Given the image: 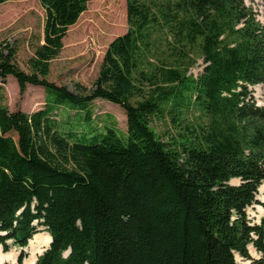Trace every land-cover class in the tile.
Here are the masks:
<instances>
[{
    "label": "trees",
    "instance_id": "obj_1",
    "mask_svg": "<svg viewBox=\"0 0 264 264\" xmlns=\"http://www.w3.org/2000/svg\"><path fill=\"white\" fill-rule=\"evenodd\" d=\"M38 1L42 41L29 72L0 42V79L45 92L32 113L0 114L3 251L25 247L42 225L51 239L34 264H238L235 254L264 264V216L250 224L246 215L264 208V106L248 89L264 84L255 11L244 0H126V32L108 44L91 87L71 91L46 77L88 0ZM156 30L167 53L154 49ZM96 99L122 108L125 133L96 125ZM154 119L170 123L167 140Z\"/></svg>",
    "mask_w": 264,
    "mask_h": 264
},
{
    "label": "rangeland",
    "instance_id": "obj_2",
    "mask_svg": "<svg viewBox=\"0 0 264 264\" xmlns=\"http://www.w3.org/2000/svg\"><path fill=\"white\" fill-rule=\"evenodd\" d=\"M244 2L255 11L257 19L264 23V0H244ZM43 16L44 12L38 0H8L0 4V42L15 47V61L26 72H29L28 59L33 54V47L42 41ZM126 30V0H88L85 10L68 28L59 54L50 61L46 78L57 85H65L71 91L75 90L77 84L90 88L98 74L108 44ZM164 36L163 31L153 32L154 49H158V54L162 51L167 53ZM154 55H156L155 51ZM203 67L202 58H198L188 73L196 77L202 72ZM0 87L2 93L0 114L5 115L7 111L15 110L29 114L42 108L44 104L45 92L39 86L27 85L24 92L19 93L15 79L6 76L3 80L0 79ZM248 89L255 104L264 106V84L248 85ZM91 112L97 126L108 124L120 133L126 132V115L118 105L96 99L92 103ZM72 113L73 111L69 112ZM151 127L163 140H167L173 132L167 119H154ZM239 182L238 179L237 183ZM256 200L264 203V181L257 188ZM257 206L263 210L262 205L258 203L246 208L250 224H259L264 216V211ZM34 224L37 222L34 221ZM36 226L38 233L45 231L44 226ZM249 245L252 247L251 244ZM25 248L26 246L20 250V247L10 245L9 250L4 253L12 252L17 255L19 250L23 251L26 254L22 259L23 263L28 256ZM254 252V257L250 255L251 258L258 259L260 254L256 250ZM15 258L13 264H19L18 256ZM240 263L253 264L251 260L243 258Z\"/></svg>",
    "mask_w": 264,
    "mask_h": 264
},
{
    "label": "bare ground",
    "instance_id": "obj_3",
    "mask_svg": "<svg viewBox=\"0 0 264 264\" xmlns=\"http://www.w3.org/2000/svg\"><path fill=\"white\" fill-rule=\"evenodd\" d=\"M232 183H237L238 179H231L230 180ZM258 209L262 210V208H260V206H257ZM264 211V208L263 210ZM50 236L47 232H40L37 234H34L32 236L31 239H29L28 241V246L25 248V250L28 253L27 258L23 261L22 264H34L36 261L37 256L43 252V250L48 247L49 242H50ZM249 251L251 252V254L254 256L255 252L254 249H252V247L249 245L248 246ZM14 256V257H13ZM15 254H13L12 252H8V253H2L0 252V262H4V261H8V264H13L14 263V258H15ZM237 255L235 254V259L236 262L238 264L240 263L241 258L240 257H236ZM240 259V260H239Z\"/></svg>",
    "mask_w": 264,
    "mask_h": 264
},
{
    "label": "water",
    "instance_id": "obj_4",
    "mask_svg": "<svg viewBox=\"0 0 264 264\" xmlns=\"http://www.w3.org/2000/svg\"><path fill=\"white\" fill-rule=\"evenodd\" d=\"M230 184H234V183H232L231 181H230ZM1 234H4V233H2V232H0V235ZM29 241V240H28ZM29 244H28V242H27V245H26V247L28 246ZM253 247V246H252ZM47 248V247H46ZM45 248V249H46ZM23 248H21L20 250H22ZM44 249V250H45ZM20 250H19V252L17 253V255H16V257L18 256V254L20 253ZM43 250V251H44ZM249 250V249H248ZM254 250H255V248H254ZM0 252H2V253H4V251H3V249H2V247L0 246ZM26 253H27V251H25ZM249 252V254L251 255V256H253L251 253H250V251H248ZM68 253V250L66 251V253L65 254H67ZM40 254H42V253H40ZM39 254V255H40ZM254 257V256H253ZM259 258V257H258ZM36 260H37V258H36ZM14 261H16V258H14ZM0 264H8V261H4V262H0Z\"/></svg>",
    "mask_w": 264,
    "mask_h": 264
}]
</instances>
